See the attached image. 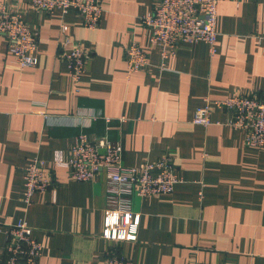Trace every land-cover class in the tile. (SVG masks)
<instances>
[{
  "label": "crops",
  "instance_id": "obj_1",
  "mask_svg": "<svg viewBox=\"0 0 264 264\" xmlns=\"http://www.w3.org/2000/svg\"><path fill=\"white\" fill-rule=\"evenodd\" d=\"M6 1L23 12L39 46L37 66L20 70L0 35V220L27 222L42 245L39 264H108L115 250L131 264H264V146H248L218 108L207 128L193 123L207 99L264 96V0H219L216 52L204 42L181 45L164 68L142 24L160 0H102L96 31L74 11L42 14L29 0ZM75 42L90 55L77 86L65 58ZM132 42L150 67L129 77ZM81 134L120 142L126 167L173 159L181 182L171 194L134 197L135 239L102 237L103 172L77 182L54 165V153L68 159ZM34 158L45 162L53 186L27 205L23 174ZM5 246L0 232V264Z\"/></svg>",
  "mask_w": 264,
  "mask_h": 264
},
{
  "label": "built area",
  "instance_id": "obj_2",
  "mask_svg": "<svg viewBox=\"0 0 264 264\" xmlns=\"http://www.w3.org/2000/svg\"><path fill=\"white\" fill-rule=\"evenodd\" d=\"M30 7L42 14L74 11L83 19L84 26L96 31L103 15L102 0H29ZM219 0H160L154 10L142 17V24L151 31V44L160 47L162 65L181 45L204 42L211 54L216 52ZM65 32V27H63ZM0 35L8 40V54L20 70L34 68L38 64V34L24 19L23 12L11 9L6 0H0ZM72 82L77 86L90 58L89 52L75 42L65 56ZM128 76L147 71L150 62L147 54L132 42L125 50ZM218 108L231 114L225 123L246 133V144L264 146V96L240 92L223 101L207 99L194 115L193 123L207 128L212 110ZM125 118H120L123 122ZM107 124L112 120L106 119ZM109 128V127H108ZM101 150H104L101 153ZM54 165L66 168L70 178L77 182H91L99 173L106 175L108 207L102 237L114 242L135 239L138 234V214L133 210V200L171 194L181 182L173 159L164 155L156 162L140 167L123 164V146L107 136L92 142L87 134L77 136L69 158L57 150ZM53 186V179L46 164L34 158L23 174V202L33 203L36 193H44ZM0 232L6 235L5 264H39L42 245L32 237V229L26 221L4 224L0 220ZM108 264H131L115 250L109 255Z\"/></svg>",
  "mask_w": 264,
  "mask_h": 264
},
{
  "label": "water",
  "instance_id": "obj_3",
  "mask_svg": "<svg viewBox=\"0 0 264 264\" xmlns=\"http://www.w3.org/2000/svg\"><path fill=\"white\" fill-rule=\"evenodd\" d=\"M104 152V150H101V153H103Z\"/></svg>",
  "mask_w": 264,
  "mask_h": 264
}]
</instances>
